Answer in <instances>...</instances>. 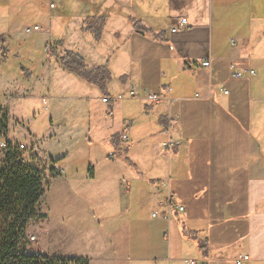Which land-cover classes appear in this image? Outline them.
Listing matches in <instances>:
<instances>
[{
  "label": "crops",
  "instance_id": "1",
  "mask_svg": "<svg viewBox=\"0 0 264 264\" xmlns=\"http://www.w3.org/2000/svg\"><path fill=\"white\" fill-rule=\"evenodd\" d=\"M84 1L62 0L46 24L28 27L36 3L0 0L4 142L25 144L45 166L35 251L89 264H234L240 255L249 257L243 264H264V0ZM100 14L106 22L96 43L81 28L85 16ZM130 17L149 31L134 30ZM28 41L25 58L62 41L59 54L107 63L110 101L53 61L45 69V53L36 69L20 70L16 57ZM205 58L208 68L200 66ZM231 65L241 78L231 77ZM44 90L48 124L40 134L31 100ZM147 92L160 99L147 100ZM68 108L71 119L85 120L89 143L75 150L67 145ZM169 139L176 144L167 150ZM150 156L157 161H140ZM64 243L70 248L55 249Z\"/></svg>",
  "mask_w": 264,
  "mask_h": 264
},
{
  "label": "trees",
  "instance_id": "2",
  "mask_svg": "<svg viewBox=\"0 0 264 264\" xmlns=\"http://www.w3.org/2000/svg\"><path fill=\"white\" fill-rule=\"evenodd\" d=\"M105 22L104 14L87 15L81 30L90 33L94 42L100 43ZM130 22L134 30L149 31L133 17H130ZM62 45V41L46 44L44 49L47 57L63 72L92 85L100 95L108 97L107 85L111 81V74L107 63L91 67L74 50L65 49L63 54H59L57 49ZM7 132L8 115L0 104V138L5 139ZM4 144L3 155L0 156V264H89L88 259L83 257L49 256L25 248L29 223L45 219V215L37 211L39 200L45 192V166L36 162L32 155L26 156L19 144L9 141ZM58 161L48 162L50 172L54 171L53 165Z\"/></svg>",
  "mask_w": 264,
  "mask_h": 264
},
{
  "label": "rangeland",
  "instance_id": "3",
  "mask_svg": "<svg viewBox=\"0 0 264 264\" xmlns=\"http://www.w3.org/2000/svg\"><path fill=\"white\" fill-rule=\"evenodd\" d=\"M38 2H42V0H31V2H30L32 4V6H34L35 3L37 5H36V8L34 10V12L36 13V15H35L36 17L32 18V19L30 18L26 22V25L28 27H31L34 23L46 24L49 19L53 18V13H52L53 11H48V9L46 7H42V6H40V4L38 5ZM77 13H78L77 11L73 10V12L71 14H72V16H74V15H78ZM30 46H31V43L29 41L26 42L25 44H21L20 45L21 52H20V55L17 56L18 58L16 57V59H18V63L21 64L20 70H26V69H32L33 70V69H36L35 68L36 64L39 62L41 56L44 53L46 55L45 49L38 47V48H33V49L30 50V53L32 55L31 58H25V51H27ZM44 65H45V69L46 68L47 69L48 68H50V69L53 68V63H51L50 59L46 60ZM38 68H39V70H42L43 66H41V63L38 64L37 69ZM116 70H118V69H116ZM76 82H77L78 85H80V83H81L79 80L78 81L76 80ZM46 93L47 92L45 90L44 91H40L37 94L38 97L36 99H32L31 100V107L32 108L31 107L30 108L35 110L36 112H38L36 125H37V129H39V133L40 134L45 130V127L48 124V117H47L48 111H47L46 108H44L45 105H46V101L47 100H42L43 96L46 95ZM96 95L99 96L100 94L96 92ZM60 109H61V107H60ZM64 112H65L64 117L68 120L67 126H66L68 132H65V133H66V136H69V138H70V142L67 143L69 148L72 149V150H75V148H77V147H85V146H87L89 143H88L87 140L84 139L85 135L83 133V128H82L84 126L85 120L82 121L83 119H79V120L73 119V118L71 119V117H72L71 114L73 112V108H68ZM77 116L79 118V114H77ZM10 126L12 127L13 124L10 125ZM11 131H12V129H11ZM18 137L20 138L19 134L17 135V138ZM160 140H162V139H160ZM0 142H2L4 144L5 143L4 142V138H0ZM93 142H95V140L92 139L91 143H93ZM3 150H4L3 145H0V156L1 157L3 155ZM27 151H28V149L26 147L24 149V152H25L26 156H29V153H27ZM133 159L138 162V160H137L138 158L134 157ZM144 159L145 158L141 157L140 161L141 162L144 161L146 163H153V162L157 161V160H155V158H153L151 156L146 158L145 160ZM163 162L166 163V161H163ZM40 165L43 166L42 163ZM37 222H38L37 224H40L41 220H38ZM37 224H36V220H35V221H31L29 223V225L27 226L28 227V231H27V242L25 244V248L28 251L36 249V246H35V242H36L35 240L36 239L31 241L29 237L32 235V232L35 231V228H36ZM46 237H47V235H46ZM45 242L48 245L47 247L50 246V248H51V245L49 244V242L47 240H45ZM74 247H77V246L74 245ZM61 248L62 249L70 248V244L69 243L60 244L59 248L56 247L55 249H61Z\"/></svg>",
  "mask_w": 264,
  "mask_h": 264
},
{
  "label": "built area",
  "instance_id": "4",
  "mask_svg": "<svg viewBox=\"0 0 264 264\" xmlns=\"http://www.w3.org/2000/svg\"><path fill=\"white\" fill-rule=\"evenodd\" d=\"M61 2H62V0H44L45 6L48 9V11H52V10L56 9ZM32 29L33 30H38V26H33ZM231 43H234V41L231 40ZM200 66L204 67V68H208L210 66L209 58L203 59L200 62ZM247 72H248V76H251V75L254 74V71L252 69H249ZM230 75H231L232 78H241L242 77V73L237 71V70H235L233 65H231V74ZM223 92L225 94L227 93L226 90H223ZM137 93H138V88L134 87V86H131L128 89L127 96L129 98H135L137 96ZM124 96H125L124 94L120 93V94H118L116 96V98L117 99H121V98H124ZM146 99L149 100V101L156 102V101H158L160 99V97L157 94H153V93L147 92L146 93ZM108 101H110L109 97H103L102 98V102H108ZM122 138L125 139V140H128L126 135H123ZM175 144L176 143H175L174 140L169 139L168 141L163 142L162 146L164 148H166L167 150H170ZM2 145H3V147L5 146V144H2ZM19 148L21 150H24L26 148V146L23 143H20L19 144ZM53 167H56V165H53ZM182 209H183L182 207L179 208V210H182ZM152 216L156 217L157 216V212H154L152 214ZM29 238H30L31 241L35 240V237L32 236V235ZM248 259H249V257L247 255H240V256H238V257H236L234 259V264H243Z\"/></svg>",
  "mask_w": 264,
  "mask_h": 264
}]
</instances>
